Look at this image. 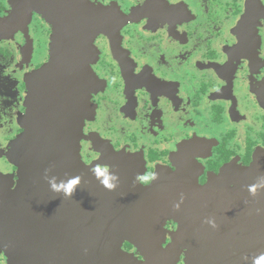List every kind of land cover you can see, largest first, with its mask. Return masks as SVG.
I'll return each instance as SVG.
<instances>
[{"label": "flooded vegetation", "instance_id": "obj_1", "mask_svg": "<svg viewBox=\"0 0 264 264\" xmlns=\"http://www.w3.org/2000/svg\"><path fill=\"white\" fill-rule=\"evenodd\" d=\"M74 117L92 171L189 167L205 188L250 168L264 153V0H0V264H15L10 234L20 264H66L41 255L40 217L1 214L34 178L52 124ZM71 219L51 217L49 231L72 235ZM185 226L168 215L154 250L126 240L113 264H230L221 225Z\"/></svg>", "mask_w": 264, "mask_h": 264}, {"label": "water", "instance_id": "obj_2", "mask_svg": "<svg viewBox=\"0 0 264 264\" xmlns=\"http://www.w3.org/2000/svg\"><path fill=\"white\" fill-rule=\"evenodd\" d=\"M47 72L48 68L41 71L40 76ZM74 118L72 123L69 119L65 122L63 131L57 124H52L55 127L49 129L50 133L36 149L40 152V166L36 168L34 178L29 185H23L9 196L8 200L14 203L11 202L1 214L6 222L15 224L21 215L40 217L35 224L42 230L41 255L66 253V264H113L126 240L143 250H154L159 227L168 215L184 222L185 229L191 217L196 216L201 226L207 225L205 231L214 232L211 236L217 235L220 228H213L208 221L221 225L222 236L227 237L223 238L229 243L227 248L230 250L224 255L225 263L254 264V258L264 254V188L255 197L247 191L253 183L264 184V153L250 168L240 171L230 168L205 188L199 187L198 177L189 167H182L175 173L161 171L151 186L143 188L137 180V170H130L128 165L111 166L114 171L110 175L116 179L111 181L115 189L109 191L101 184L103 177L98 178L81 161V129L79 119ZM14 154L17 156V149ZM119 159L130 160L123 156ZM74 176H79L81 181L70 199L51 190L50 181L58 185L67 183ZM231 176L232 182L236 183L235 190L215 188L228 182ZM20 199L26 201L24 207L19 205ZM66 216L72 217L67 221L72 226V235L49 231L55 224L51 217ZM29 238H25L26 243L31 240ZM8 241L9 248L14 249L13 263H22L20 234H10Z\"/></svg>", "mask_w": 264, "mask_h": 264}, {"label": "clouds", "instance_id": "obj_3", "mask_svg": "<svg viewBox=\"0 0 264 264\" xmlns=\"http://www.w3.org/2000/svg\"><path fill=\"white\" fill-rule=\"evenodd\" d=\"M93 172L98 178L103 177L101 184L105 189L109 191L115 189V185L111 181L115 180L116 177L107 174L109 172L108 167H96L93 169ZM154 178L155 176L153 172H147L146 175H137V180L142 186H148L150 181ZM80 181L81 178L79 176H74L67 183L61 182L58 185L54 181H50L49 183L53 192L63 193L65 198L70 199L74 195L77 186L80 184ZM262 188H264V184L253 183L247 187V191L251 196L255 197ZM208 223H210L213 228L217 227L215 222L212 220L208 221ZM254 264H264V254L255 257Z\"/></svg>", "mask_w": 264, "mask_h": 264}]
</instances>
